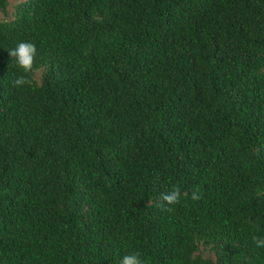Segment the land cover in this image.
<instances>
[{"label":"trees","instance_id":"obj_1","mask_svg":"<svg viewBox=\"0 0 264 264\" xmlns=\"http://www.w3.org/2000/svg\"><path fill=\"white\" fill-rule=\"evenodd\" d=\"M22 41L37 79L8 54ZM253 236L264 0H17L0 18V264H264Z\"/></svg>","mask_w":264,"mask_h":264},{"label":"clouds","instance_id":"obj_2","mask_svg":"<svg viewBox=\"0 0 264 264\" xmlns=\"http://www.w3.org/2000/svg\"><path fill=\"white\" fill-rule=\"evenodd\" d=\"M11 60H15L18 68L22 69L24 73H30L33 70L34 60L36 57L37 49L35 44L31 42H20L14 48L7 49ZM14 87H21L25 84L31 83L25 75H20L12 82ZM181 196V190L178 186L166 193L161 194L162 206L163 204H175L179 203ZM199 189H195L191 193V199H200ZM253 242L257 247L264 248V238L252 237ZM120 264H145V261L141 258L139 252H133L131 254L124 255L120 259Z\"/></svg>","mask_w":264,"mask_h":264},{"label":"rangeland","instance_id":"obj_3","mask_svg":"<svg viewBox=\"0 0 264 264\" xmlns=\"http://www.w3.org/2000/svg\"><path fill=\"white\" fill-rule=\"evenodd\" d=\"M17 0H5V11L0 10V18H8L11 16L13 5ZM40 72V68H35L32 72V76L37 79ZM194 251H198L201 255L212 256V251L209 247H203L197 244Z\"/></svg>","mask_w":264,"mask_h":264}]
</instances>
